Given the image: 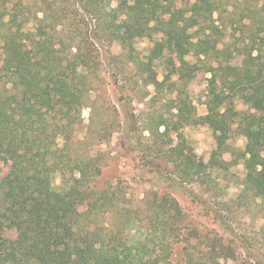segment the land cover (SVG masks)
<instances>
[{"label":"trees","instance_id":"trees-1","mask_svg":"<svg viewBox=\"0 0 264 264\" xmlns=\"http://www.w3.org/2000/svg\"><path fill=\"white\" fill-rule=\"evenodd\" d=\"M139 37L153 41L144 59L133 47ZM116 40L120 56L111 53ZM156 60L167 70L161 80ZM103 64L122 91L133 72L134 91L141 83L174 94L172 117H152L162 139L172 131L182 140L184 125L204 124L217 141L207 161L186 143L156 142L166 160L149 165L212 190L213 172L240 160L238 199L257 203L264 217V0H0V163L8 167L0 264H264V221L255 244L241 242L240 259L236 245L190 225L169 193L139 209L112 183L94 186L104 166L94 141L109 140L115 126L103 108L86 123L82 110ZM199 71L209 74L201 116L178 88ZM234 131L244 138L238 150ZM211 213L221 221L223 212Z\"/></svg>","mask_w":264,"mask_h":264},{"label":"rangeland","instance_id":"rangeland-1","mask_svg":"<svg viewBox=\"0 0 264 264\" xmlns=\"http://www.w3.org/2000/svg\"><path fill=\"white\" fill-rule=\"evenodd\" d=\"M119 46H121V42L114 41L111 53L121 55L122 49ZM152 46L153 41L147 37L136 38L133 43L135 52L143 59ZM101 67L95 96L87 102L93 112L91 108L85 106L82 110V117L86 123L90 114L94 115L97 107L103 108L109 114L115 127L112 129L109 140L98 144L94 141L93 149L101 151L104 155L102 173L95 177L94 186L103 188L112 183L124 193L128 206L139 209L144 208L147 200L162 193H169L178 201L190 225L201 232L222 236L229 243L236 245L240 259H246V252L239 246L242 245V241L243 244H247L245 237L251 240L252 244L258 241L256 240L258 229L264 221V217L257 203L251 202L249 207L245 208L238 199L244 177L241 161L238 160L227 170H215L212 176L216 179L218 188L212 190H209L205 184L176 182L170 167L157 169L149 165V161H162L164 164L165 157L161 159L155 155L156 142L166 147L167 145H164L163 141L166 144L186 143L194 154L207 161L217 141L211 128L204 124L184 125L180 129L182 140L172 131L168 132V137L163 136L162 139L159 134L164 128L162 126L157 128L152 117L156 120H159L160 115L172 117L171 114L175 111L171 102L174 99V94L166 89L156 91L151 85L141 88V83L139 92L134 91L132 86L135 85L133 80H136V76L133 72L128 73L127 77L130 76L127 78L128 82L124 80L126 90L122 91L118 85H115L114 77L109 75L108 71L111 70V67L105 64ZM154 68L158 79L161 80L167 71L165 65L162 61L156 60ZM130 69L133 68L130 67ZM207 76H209L208 73L199 71L189 81H185V86L182 85V82L178 83V88H184V92L194 105L195 113L198 116L206 112L204 102ZM181 77L184 78L183 75ZM124 104L126 105L124 106ZM236 106L239 109L246 108L241 101H237ZM126 110L128 113L132 112L133 119L128 117ZM97 115L98 113L95 112V120ZM229 142L232 146L231 150H238L244 146V138L235 131ZM222 158L230 161L234 159V154L231 155L230 150H225L222 152ZM7 169V165L0 163V177ZM197 196H201L204 206L198 202ZM212 210L223 212L221 221L213 216ZM175 249L179 252L178 246ZM229 264L231 263L229 262Z\"/></svg>","mask_w":264,"mask_h":264}]
</instances>
